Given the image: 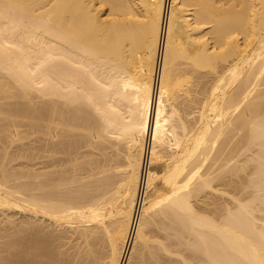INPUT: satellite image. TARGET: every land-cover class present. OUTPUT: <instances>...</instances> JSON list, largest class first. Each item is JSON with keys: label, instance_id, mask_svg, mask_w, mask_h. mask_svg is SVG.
I'll use <instances>...</instances> for the list:
<instances>
[{"label": "bare ground", "instance_id": "bare-ground-1", "mask_svg": "<svg viewBox=\"0 0 264 264\" xmlns=\"http://www.w3.org/2000/svg\"><path fill=\"white\" fill-rule=\"evenodd\" d=\"M0 143V264H264V0H0Z\"/></svg>", "mask_w": 264, "mask_h": 264}, {"label": "rangeland", "instance_id": "rangeland-1", "mask_svg": "<svg viewBox=\"0 0 264 264\" xmlns=\"http://www.w3.org/2000/svg\"><path fill=\"white\" fill-rule=\"evenodd\" d=\"M24 128H26V127H23L22 129H24ZM81 132L82 131H78L77 133L80 134ZM28 140L30 141V139H25L24 142L30 143ZM99 141H100V139L93 138L92 139V142L94 143L93 145H91V146L90 145L75 146V148H73L74 152L72 154L60 153V154L55 155L57 157L56 159L44 157L43 159H39V160H46L47 162L49 160H51V161L56 160L55 166L47 167V168H45L46 170H49L51 168L61 169V168L70 167V166L72 167L77 161L78 162L83 161L84 163H86L87 169L83 170L82 172H78V176L90 178V176L92 175L91 176L92 179H96V178L100 177L103 173H101L102 170H101L100 166H98V168L96 167L95 169H92L91 164H94L95 166H96V164L97 165L103 164L105 162L106 156L107 157L109 156L108 158L110 160L114 157L116 158V156H114V154L117 153L115 146L110 145V143L108 141H107V143L104 142V144L97 143ZM1 144L2 143H0V145ZM17 144H18V146L15 145L14 147L10 148L11 150L15 149V151H14L15 153H17L19 151L18 148H19L20 142ZM34 144L37 145V144H39V142L34 141ZM20 146H22V148H23L22 144ZM22 148L20 147L19 153L22 151ZM10 149H9V151H10ZM2 151L3 150L0 149V152H2ZM44 153L47 154L48 152L47 153L44 152ZM110 155L112 157H110ZM17 159H18V161H14V162H20L19 159L21 160V158H17ZM22 160H23V158H22ZM111 161H112V163L115 162V160H111ZM38 165H36V166L38 167ZM212 197H214V198H212ZM224 198H227V197L226 196L222 197L221 195H219V193H217V194L211 193L210 197H209V199H207V201L214 202L217 200L216 202L223 203V201L225 200ZM0 216H1L0 217V225H3L4 223L2 224V222H1L3 214H1ZM13 218H15L16 223L21 224L20 221H22L24 219V215L21 213H17L13 216ZM45 221L44 222L43 221H37V222L39 224H43V226L45 227L44 231L51 232L50 235L53 234L51 236L52 241L50 240L51 241L50 245H51V247L53 245L52 249L55 251L54 252L55 255H57L59 257V259L60 258L65 259L67 261L66 262L67 264H82V261L84 259L83 255L85 254V250L88 247V241H87V238L85 237V235L82 234L81 232H82V230L87 229L88 232L90 233L91 232L90 228H84L82 226L77 227V228H67V227L63 228V227H58L57 224H55V223H51L50 220L49 221L47 220L46 222ZM86 226L89 227V224H87ZM145 230L147 232L152 231V233H155L156 231H158V227H157V225L151 224V225L147 226L145 228ZM1 240H3V239L0 238V241ZM43 246H45V245H43ZM145 250H146V248L143 246V243L140 242L138 245V251H136V253H137L136 259L139 258V260H141L142 254ZM184 252H186V251L181 250V251H178L177 253L174 252V253L168 254L166 251H162V257H163V259H168V260L169 259H175L176 261H180L183 258L182 254ZM160 264H173V263L167 262V263H160Z\"/></svg>", "mask_w": 264, "mask_h": 264}]
</instances>
